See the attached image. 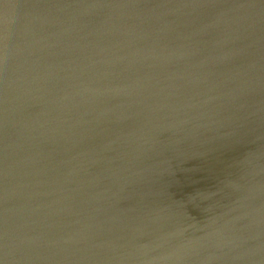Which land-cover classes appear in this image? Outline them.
Instances as JSON below:
<instances>
[{
	"label": "bare ground",
	"instance_id": "bare-ground-1",
	"mask_svg": "<svg viewBox=\"0 0 264 264\" xmlns=\"http://www.w3.org/2000/svg\"><path fill=\"white\" fill-rule=\"evenodd\" d=\"M135 1L78 0L74 3L72 0H0V31L8 29L32 8L40 9L43 15L49 16L54 28L53 36L42 40L44 42L34 35L21 33L19 37L23 43L20 46L1 44L2 49L11 50L8 52L11 62L0 65V142L6 145L4 148L8 152L17 151L20 140L24 141L39 128L40 137L56 143L61 137L68 143L66 147H61L64 151L68 149L64 157H60V152L54 147L39 151L44 174L50 171L53 178L75 175L80 181L88 176V172H95L98 181L116 177L122 184L128 179L131 182L136 177L135 173L142 172L157 174V178H179L180 174L188 173L186 171L190 166H202V160L208 155L201 152L200 157L197 135L207 138L214 132L228 140L229 132L240 130L236 123L245 118L248 122L244 129L247 131L236 133L239 141L232 143L231 154L238 163L250 159L264 164V139L256 137L264 128V119H255L256 114H251L258 107L259 98L264 97L260 92L264 90V39L245 30L233 31L230 28V21L235 20L232 16L236 8L227 6L229 0H177L184 9L170 8L155 15L151 31L144 21L135 16L125 17L127 15L122 12V8L133 6ZM99 2L103 3L102 6ZM262 3L252 4L255 8L264 9ZM167 6L164 4L160 8ZM189 6L191 10H188ZM162 14L169 17V23L158 26L157 20ZM249 14L250 11L244 10L245 17ZM240 15L243 16V13ZM177 23L191 28L188 42L194 47L204 39L208 41L211 32L224 45L213 55L192 54L187 59V55L182 56L185 52L180 51V54L168 56L179 38L174 43L160 44L164 38L157 39L155 36L173 29ZM234 44L245 49L251 60L262 68L252 77V81L257 83L256 89L242 86L244 91L230 98L225 90L233 83H226L231 78L223 79L220 54ZM165 56L169 57V65L161 63ZM39 61L43 67L49 65L47 70L50 69L48 72L52 77L43 81L42 85L34 83L45 102L41 108L15 111L13 108H22L33 101L32 94L25 91L21 81L26 77L31 81L33 76L28 73L32 71V65L36 72L39 71ZM236 63L231 65L230 75L233 78L239 75L234 67ZM248 67L254 66L250 62ZM123 71L131 72L126 76L134 87L128 88L129 83L125 87L133 92V98L117 95L119 92L116 91L122 83L110 84L118 73L125 74ZM76 72L84 76L76 94L65 96L61 92H43L58 87L64 91L73 90L71 78L67 75ZM99 72L102 73L98 75ZM101 77L102 82L99 80ZM137 81L140 83L137 84ZM59 84L65 85L62 87ZM102 89L108 96H102ZM76 90L77 86L73 91ZM69 97H73L74 102ZM233 99L241 105L232 106L230 100ZM98 101L103 106L108 101L115 105L110 111H101L98 124L91 130L87 123L89 119L85 120L83 116V107ZM263 111L260 109V112ZM11 119H14V125L9 123ZM25 122L37 126L28 127ZM248 133H251V138L245 137ZM30 144L33 148L37 143L34 140ZM29 170L39 173V165H30ZM148 195L150 197L151 189ZM149 207L156 218L163 216L161 211L164 206L159 200H150ZM221 213L226 214L225 211ZM245 215L237 216L221 236L212 237L210 244L198 245L197 250L182 242L183 260L192 264L200 251L206 248L212 250L210 259H215L218 254L214 248L218 245L221 249H238L241 251L239 257L245 258L244 249L252 240L254 229L251 225L254 220L251 221V216L247 219ZM187 219L184 217L179 221L185 225ZM138 238L134 232L136 243ZM224 261L238 264L237 259Z\"/></svg>",
	"mask_w": 264,
	"mask_h": 264
},
{
	"label": "water",
	"instance_id": "water-1",
	"mask_svg": "<svg viewBox=\"0 0 264 264\" xmlns=\"http://www.w3.org/2000/svg\"><path fill=\"white\" fill-rule=\"evenodd\" d=\"M262 2L264 0H229L227 6L229 4L232 5L231 8H236L232 16L235 20L230 21V28L233 31L245 30L264 39V9L255 8L252 4L263 5ZM102 4L99 2L100 6ZM164 4H168V8H160ZM132 5L121 9L127 15L125 17L135 16L144 21L150 31L154 29L151 24L155 15L165 13L170 8L184 9L177 0H137ZM188 10H191V6ZM244 10L250 11L247 17L244 16ZM41 12L44 13L42 10ZM41 12L40 9H29L8 29L0 31V65L11 62L8 57L11 50L2 49V43L20 46L23 43L19 37L21 33L34 35L41 41L53 36V22ZM241 12L243 16L240 15ZM168 20L169 17L162 14L157 20L158 26L169 23ZM190 34L191 28L188 25L177 23L173 25V29L156 34L155 38H164L160 44L174 43L179 38L168 56L180 54L181 51L185 52L182 56L187 55V59L192 54L213 55L224 45L211 32L208 41L204 39L194 47L188 42ZM40 62L38 72L32 65V71L28 73L33 76L31 81L27 77L21 81L25 91L32 94L33 101L22 108H13L15 111L37 109L44 104L45 101L35 89L34 83L42 85L43 81L51 80L52 77L48 72L50 69L47 70L49 65L43 67ZM235 62L234 67L239 75L233 78L230 73L231 65ZM250 62L254 67H248ZM161 63L169 65V57H162ZM220 63L224 71L223 79L231 78L230 82H225L233 83L225 90L230 98L231 95L244 91L242 86L250 90L256 89L257 83L252 81V77L262 66L255 64L245 49L237 44L229 46L221 52ZM123 72L125 74L118 73V77L110 84L122 83L124 86L119 87L117 95L133 98V92L127 91L125 87L128 83V88L134 87L126 76L131 72ZM67 76L71 78L72 89L75 90L77 86L76 91H64L58 87L49 91L45 89L43 92H61L65 96L76 94L84 76L79 72ZM99 80L102 82V77ZM136 83L139 84L140 81ZM59 85L63 87L65 84ZM105 92L102 89V96H108ZM260 92L264 94V90ZM69 98L74 102L73 97ZM235 101L230 100L232 106L241 105ZM101 104L103 103L98 101L83 107V116L86 117L85 120L89 119L87 123L91 130L98 124L101 111H110L115 105L112 101L104 106ZM257 105L251 114H256L255 119L263 120L264 111L260 112V109H264L263 96L259 98ZM247 122L245 118L237 122L241 129L229 132L228 140L218 137L214 132L207 138L197 135L198 145L201 147L200 157L201 152L208 155L202 160V166H190L187 174H180L179 178H157V174L135 173L136 177L131 182L128 179L123 184L116 177L113 180L98 181L95 172H88V176L83 177L81 182L75 175L57 179L53 178L50 171L44 174L43 162H39V151L54 147L60 152L59 156L64 157L68 149L64 151L61 147H66L68 143L61 137H58V143L40 137L39 128L32 131L24 141L20 140L17 151L8 152L4 148L6 145L0 142V199L5 200L0 201V264H189L183 260L182 242L194 246L195 250L198 245L210 244L212 237L221 236L225 228L242 214H247V219L251 216V221L254 220L251 222L254 228L253 238L244 249L246 257L240 258L241 251L238 249H221L218 245L214 252L221 259H210L212 250L206 248L200 251L192 264H233L226 263V259H237L238 264H264V164L250 159L238 163L231 154L232 143L234 140L239 141L236 133L247 131L244 129ZM9 123L14 125V119ZM25 125L33 128L37 126L28 122ZM245 137L251 138V133ZM256 137L264 139V128ZM34 140L37 144L31 148L30 143ZM35 164L39 165V173L29 170L30 165ZM77 169L79 170L78 166ZM9 198L13 200L10 201ZM152 199L162 202V217L154 216L153 209L149 207ZM172 204L174 208L171 207ZM223 211L226 212L225 216L221 213ZM184 217L188 218L185 225L179 221ZM134 232L139 236L137 243Z\"/></svg>",
	"mask_w": 264,
	"mask_h": 264
}]
</instances>
